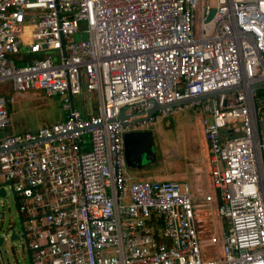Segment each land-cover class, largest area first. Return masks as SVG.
Listing matches in <instances>:
<instances>
[{
  "label": "built area",
  "instance_id": "2783aa9c",
  "mask_svg": "<svg viewBox=\"0 0 264 264\" xmlns=\"http://www.w3.org/2000/svg\"><path fill=\"white\" fill-rule=\"evenodd\" d=\"M259 81L264 0H0V186L31 263L264 264ZM29 91L59 96L62 118L2 133L7 103ZM82 92L95 108L75 107ZM212 92L131 123L148 100ZM195 105L215 190L200 203L185 180L131 178L122 166L124 132Z\"/></svg>",
  "mask_w": 264,
  "mask_h": 264
},
{
  "label": "rangeland",
  "instance_id": "374dc122",
  "mask_svg": "<svg viewBox=\"0 0 264 264\" xmlns=\"http://www.w3.org/2000/svg\"><path fill=\"white\" fill-rule=\"evenodd\" d=\"M196 35V34H195ZM79 84L83 90V84L79 75ZM76 108L84 110L88 102L96 107V100L92 97L87 99L85 92L73 98ZM59 96L46 97L40 91H29L21 96L14 97L9 104V123L2 129V133L13 134L23 131H30L37 126L50 124L62 118L63 112L60 108ZM202 112L198 106L171 109L168 114L149 127L152 132L153 156L143 159L139 167H123L130 174L131 178L162 179L155 176L169 169H179L188 161V157L194 155L201 157L204 154L199 118ZM203 140V139H202ZM147 160V161H146ZM153 160V161H152ZM152 161V162H151ZM156 164L147 167L146 164ZM198 162V161H193ZM173 170V169H172ZM5 193L0 195V264H32L28 252L26 240L22 236V224L17 211L14 195L8 183L2 184ZM1 188V186H0ZM211 196L215 190L209 184ZM197 202L200 200L197 198ZM216 203V200L213 201ZM199 216L211 222L204 226V237L209 234V228L214 230L212 222L213 213L209 208L201 209ZM209 227V228H208ZM11 235L15 237L11 238Z\"/></svg>",
  "mask_w": 264,
  "mask_h": 264
},
{
  "label": "water",
  "instance_id": "95a60500",
  "mask_svg": "<svg viewBox=\"0 0 264 264\" xmlns=\"http://www.w3.org/2000/svg\"><path fill=\"white\" fill-rule=\"evenodd\" d=\"M83 37H84V34H83ZM263 82L264 81L256 82L252 86H257ZM215 94L216 92L207 93V94H203L201 96L195 97V98L183 99V100L175 101V102H172L166 105H159L155 103L153 100H148V102H150L152 106L146 111L147 114L142 118L133 119L131 123L141 122L142 120L149 118L153 114V112H155L157 109L166 108L170 106H176L179 104H185V103L191 102L192 100L209 97ZM125 107L126 106L120 107L119 113L117 115V119H124L126 117L123 112ZM137 114H140V113H136V115ZM152 145H153V140H152L151 130H132V131L124 132L122 134V146H123V158H124L125 165L130 166V167H135V166L139 167V165L142 162H144L143 159L150 160L153 156ZM3 194H4V191L0 188V195H3ZM219 202H220V199L217 195V203ZM22 236H23V233H22ZM13 237L15 236L11 235V238ZM1 241H2V238L0 237V243Z\"/></svg>",
  "mask_w": 264,
  "mask_h": 264
},
{
  "label": "crops",
  "instance_id": "0c3cea01",
  "mask_svg": "<svg viewBox=\"0 0 264 264\" xmlns=\"http://www.w3.org/2000/svg\"><path fill=\"white\" fill-rule=\"evenodd\" d=\"M201 141L203 144L202 149L205 150V152L201 155V157H199V159L196 155H194L193 157L189 156L187 159L188 161H186L185 164L182 165V167H180L179 169L176 170L172 168L173 170L169 169L155 176L162 179H176L187 181L191 188V194L196 202V197L199 198L198 200H201L202 195L209 191L210 184L208 177L209 151L206 147L205 142L202 139ZM193 161L198 162L194 163Z\"/></svg>",
  "mask_w": 264,
  "mask_h": 264
},
{
  "label": "flooded vegetation",
  "instance_id": "af4514ba",
  "mask_svg": "<svg viewBox=\"0 0 264 264\" xmlns=\"http://www.w3.org/2000/svg\"><path fill=\"white\" fill-rule=\"evenodd\" d=\"M143 130H149V128H148V129H143ZM151 162H152V161H151ZM153 165H156V164H153V163L150 164V162H149V164H146V166L149 167V169H150V167L153 166Z\"/></svg>",
  "mask_w": 264,
  "mask_h": 264
},
{
  "label": "trees",
  "instance_id": "16d2710c",
  "mask_svg": "<svg viewBox=\"0 0 264 264\" xmlns=\"http://www.w3.org/2000/svg\"><path fill=\"white\" fill-rule=\"evenodd\" d=\"M15 62H16V63H19V62H18V60H17V61H15ZM8 104H9V102L7 103V105H8Z\"/></svg>",
  "mask_w": 264,
  "mask_h": 264
}]
</instances>
